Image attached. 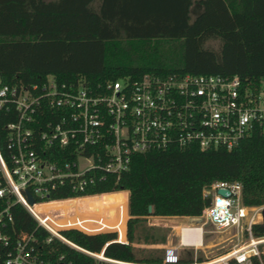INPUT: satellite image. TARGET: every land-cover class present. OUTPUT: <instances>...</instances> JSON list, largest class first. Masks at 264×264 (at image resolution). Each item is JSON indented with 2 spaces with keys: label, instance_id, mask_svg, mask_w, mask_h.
Returning a JSON list of instances; mask_svg holds the SVG:
<instances>
[{
  "label": "trees",
  "instance_id": "obj_1",
  "mask_svg": "<svg viewBox=\"0 0 264 264\" xmlns=\"http://www.w3.org/2000/svg\"><path fill=\"white\" fill-rule=\"evenodd\" d=\"M193 7L200 10L194 19ZM210 41H218L219 47H210ZM145 73L237 76L264 91V0H0V87H32L53 76L58 82L97 88ZM16 120L14 109L0 112V148L5 155L6 125ZM217 181L240 182L242 204L264 206V127L254 129L232 151L172 146L137 154L128 171L109 175L85 192L102 195L37 208L69 219L84 208V215L105 217L104 222L123 231L124 222L119 221L127 216L128 190L129 244L111 242L104 254L119 261L157 263L160 256L144 257L143 249L132 246L142 239L143 220L201 216L209 202L203 188ZM79 195L62 187L50 199ZM14 224L28 233L37 226L22 206L14 209ZM253 232L264 236V222ZM63 233L95 253L116 238L113 232ZM43 252L53 263L61 257L66 264L95 262L58 240L45 244Z\"/></svg>",
  "mask_w": 264,
  "mask_h": 264
},
{
  "label": "built area",
  "instance_id": "obj_2",
  "mask_svg": "<svg viewBox=\"0 0 264 264\" xmlns=\"http://www.w3.org/2000/svg\"><path fill=\"white\" fill-rule=\"evenodd\" d=\"M13 109L17 120L6 125L7 154L0 148V264H66L62 257L57 263L44 257L45 244L55 240L91 257L93 264H264V236L253 232L264 208L242 204L238 181L203 188L209 202L198 216L201 222L183 224L180 232L174 227L177 242L163 247L157 263L119 261L104 254L111 242L129 244L128 190L127 216L119 221L123 231L104 222L105 217L84 215V208L70 219L37 208L102 195L85 192L109 175L128 171L137 154L172 146L232 151L254 129L264 127V91L256 86L237 76L145 73L93 88L49 76L32 87L1 86L0 112ZM62 187L81 195L50 199ZM17 206L36 221L34 232L15 228ZM41 230L46 236L39 235ZM67 230L113 232L116 238L95 253L68 239ZM226 243L233 245L226 248Z\"/></svg>",
  "mask_w": 264,
  "mask_h": 264
},
{
  "label": "rangeland",
  "instance_id": "obj_3",
  "mask_svg": "<svg viewBox=\"0 0 264 264\" xmlns=\"http://www.w3.org/2000/svg\"><path fill=\"white\" fill-rule=\"evenodd\" d=\"M200 10L197 7H193V13L192 18L194 19L196 14ZM210 47H213L217 49L219 47L218 41H210L208 43ZM259 208H264V206H261ZM155 216H150L143 220L141 223L142 226H144V232H142V239L139 241V243H133L132 246L135 248L143 249V256L146 257L148 255H151L152 257L156 256H162L163 254V247L165 245H168L169 243H176L177 237L175 235L174 227L176 225H179L180 223H185L186 221L181 222L175 221L173 219H166L164 221L155 222ZM170 221V222H168ZM263 223V216L262 221ZM187 224V223H186ZM183 225V224H182ZM207 229L210 230L211 227L207 226ZM148 235V239H144V236ZM154 239H156V242H153ZM211 240V237H208V241ZM207 241V242H208ZM233 243H226L223 246L226 248L232 247ZM187 259V257H185ZM188 261H191L188 260Z\"/></svg>",
  "mask_w": 264,
  "mask_h": 264
},
{
  "label": "crops",
  "instance_id": "obj_4",
  "mask_svg": "<svg viewBox=\"0 0 264 264\" xmlns=\"http://www.w3.org/2000/svg\"><path fill=\"white\" fill-rule=\"evenodd\" d=\"M195 1H198V0H195ZM155 219L157 218V219H163V221L164 220H166V219H173V220H175V221H180L181 222V220L182 221H186L185 223H180V224H186V223H189V222H191V218L192 217H180V216H172V217H154ZM176 219H178V220H176ZM168 222H170V221H168Z\"/></svg>",
  "mask_w": 264,
  "mask_h": 264
},
{
  "label": "water",
  "instance_id": "obj_5",
  "mask_svg": "<svg viewBox=\"0 0 264 264\" xmlns=\"http://www.w3.org/2000/svg\"><path fill=\"white\" fill-rule=\"evenodd\" d=\"M226 193H227L226 190H219V194H221V195H225ZM33 202L34 201L31 199V203H33ZM149 212L150 213L152 212L151 206L149 207ZM262 215H263V222H264V210L262 211ZM191 219H192L191 220L192 223H200L201 222V219L198 217H192Z\"/></svg>",
  "mask_w": 264,
  "mask_h": 264
},
{
  "label": "bare ground",
  "instance_id": "obj_6",
  "mask_svg": "<svg viewBox=\"0 0 264 264\" xmlns=\"http://www.w3.org/2000/svg\"><path fill=\"white\" fill-rule=\"evenodd\" d=\"M182 227H183V226L181 225L180 227H175V229L178 230V232H180L181 229H182Z\"/></svg>",
  "mask_w": 264,
  "mask_h": 264
}]
</instances>
